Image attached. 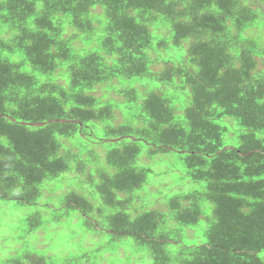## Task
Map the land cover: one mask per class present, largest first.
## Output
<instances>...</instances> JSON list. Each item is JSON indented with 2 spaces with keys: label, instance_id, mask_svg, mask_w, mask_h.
<instances>
[{
  "label": "trees",
  "instance_id": "16d2710c",
  "mask_svg": "<svg viewBox=\"0 0 264 264\" xmlns=\"http://www.w3.org/2000/svg\"><path fill=\"white\" fill-rule=\"evenodd\" d=\"M263 29L264 0H0V264H264Z\"/></svg>",
  "mask_w": 264,
  "mask_h": 264
},
{
  "label": "rangeland",
  "instance_id": "374dc122",
  "mask_svg": "<svg viewBox=\"0 0 264 264\" xmlns=\"http://www.w3.org/2000/svg\"><path fill=\"white\" fill-rule=\"evenodd\" d=\"M253 35L254 36H259V38L262 37V39L264 40V29L263 30H260V31L259 30H255L254 33H253ZM76 44H77V42H76ZM260 66H261V68H264V65L263 64H260ZM97 94L98 95H101L102 94V89L101 88L97 91ZM119 100H121V99H119ZM82 177H84V176H82ZM50 196H52V195L49 192H47L45 199H43V196H42V198H40V200H39V203L42 205L41 202L46 203L47 201H50V200H51L50 203L53 204L54 206H58L61 203L60 202L61 200H60L59 197L53 198V197H50ZM0 201L3 204V201L1 199H0ZM1 203H0V208H1V205H2ZM10 208L11 207L5 206L4 211H6V210H8ZM22 209L24 210L22 212H19V211L15 210L14 211V215L15 216H18V215L26 216L28 214V212H31L32 211L30 208H26V210H25V208H22ZM10 213H11V211H10ZM73 223H75V222H73ZM74 231H76V228H74V227H72V228L68 227L65 230H63V228L56 230V233L55 234L53 233L54 235L51 234V233H49L48 235L51 238H56V239L53 240V243L54 244L53 245L51 244L52 246L50 248L54 252H57V253L64 252L63 251L64 250V244L66 243L67 240H70V235H72V232H74ZM38 235H39V242H40L41 246H45L46 247V246H48L50 244L48 242L45 245L46 242H44V239H45L46 232L41 231V232L38 233ZM61 235H63V236H61ZM65 235H68V236H65ZM4 250L5 249H3V248L0 249V252H1L2 256H6V254H7V253L5 254V251ZM103 264H105V263H103Z\"/></svg>",
  "mask_w": 264,
  "mask_h": 264
},
{
  "label": "bare ground",
  "instance_id": "6f19581e",
  "mask_svg": "<svg viewBox=\"0 0 264 264\" xmlns=\"http://www.w3.org/2000/svg\"><path fill=\"white\" fill-rule=\"evenodd\" d=\"M93 171V170H92Z\"/></svg>",
  "mask_w": 264,
  "mask_h": 264
}]
</instances>
